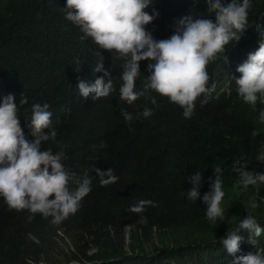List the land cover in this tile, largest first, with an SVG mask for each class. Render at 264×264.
Wrapping results in <instances>:
<instances>
[{
  "label": "trees",
  "instance_id": "1",
  "mask_svg": "<svg viewBox=\"0 0 264 264\" xmlns=\"http://www.w3.org/2000/svg\"><path fill=\"white\" fill-rule=\"evenodd\" d=\"M65 4L66 0H0V39L30 25L26 35L32 32L37 47L32 50L46 53L55 46V67L62 70L70 64L66 71L72 67L67 81L58 86V97L49 104L58 136L55 142H45L44 150L63 148L68 155L66 164L80 176L85 171L97 176L93 166L101 170L111 167L120 181L112 189L95 188L84 198L66 231L74 243V250L67 252H60L59 246L49 242L56 232L51 217L37 213L30 220L33 214L28 210L10 209L0 197V264H68L83 258H98L94 264H99L100 259L106 262L125 254L127 233L133 251L141 252L145 245L153 250L146 259L133 263L127 259L124 264H232L234 257L216 241L248 214L264 228V185L259 190L249 186L241 191L242 186H236L238 173L234 170V162L240 161L249 171L264 173V163L256 159L264 151V124L259 121V109L264 105L258 103L253 109L245 103L232 78L241 75L237 67L264 40L257 29L264 25V0H252L244 36L237 44L233 41L226 45L220 58L209 63L210 83H215L216 89L207 103L197 100L191 118H185L183 109L167 97L144 89L151 61L140 64L136 90L143 95L132 105L121 101V65L117 71L113 65L122 61L113 60L108 50H103L105 66L117 80L116 92L94 102L77 100L72 82L78 74H85L87 66L95 67L99 49L90 39H82L83 33L66 19ZM153 7L159 15L147 28L156 39L169 38L176 20L185 15L213 21L216 18L204 0H154ZM146 11L151 14L152 8ZM66 37L68 44L64 46ZM154 96L155 105L151 103ZM145 107L154 109L150 118L137 115ZM121 108L133 114L131 122L125 120ZM102 142L107 147H101ZM216 166L222 168L226 193L222 206L227 221L218 220L213 225L206 217L203 200L189 201L181 187L185 175L189 178L199 170L210 191L209 178L214 179ZM204 194L201 188V196ZM135 199L156 203L144 212L147 223H140L126 208ZM91 225L99 226L100 232L83 234ZM240 235L243 241L237 256L264 249V234L256 238V246L249 243L248 230H241ZM107 239L113 243H106ZM89 250L99 254L89 257Z\"/></svg>",
  "mask_w": 264,
  "mask_h": 264
},
{
  "label": "clouds",
  "instance_id": "2",
  "mask_svg": "<svg viewBox=\"0 0 264 264\" xmlns=\"http://www.w3.org/2000/svg\"><path fill=\"white\" fill-rule=\"evenodd\" d=\"M204 3L209 12L216 14L215 21L185 15L176 20L175 31L169 38L156 39L147 28L159 15L153 7L154 0H66L63 8L66 19L79 28L82 39H90L99 49L95 53L98 57L95 67L93 64L87 66L85 74H78L72 82L76 99L94 102L116 92L117 80L112 76V70L105 66L103 50H108L113 60L122 61L117 62L116 67L113 65L115 71L121 65V101L132 105L143 95L142 91L136 90L141 75L140 64L151 61L144 89L167 97L183 109L185 118H191L197 100L201 104L207 103L216 89V84L210 83L209 63L220 58L226 45L241 40L248 28L252 6V0H204ZM149 8H152L151 14L146 11ZM29 27L32 28L27 25L0 39V197L10 209L28 210L33 214L30 220L37 213L45 218L51 217L56 232L49 242L59 246L60 252L73 251V240L66 235L68 225L73 222L70 220L74 218L72 215L78 212L84 198L95 188H115L120 177L111 167L101 170L95 166L92 171L97 176H90L88 171L80 176L66 164L68 155L63 148L55 152L51 148L44 150L43 144L55 142L58 136L49 104L58 97V86L63 80L67 81L72 67L67 71L70 64L62 70L55 67V57L52 60L55 46L46 53L38 49L37 53L34 52L32 49L36 45L32 41V32L26 35ZM257 29L264 36V25H258ZM24 38L29 41L25 42ZM67 44L66 37L63 45ZM52 61L54 66L51 68ZM237 71L241 75L232 78L238 95L253 109H257L258 103L264 105V40L259 42L257 50L248 54ZM151 103H157L155 96ZM120 111L126 121L134 119L126 108ZM153 111L145 107L137 115L150 118ZM259 121L264 124V107L259 109ZM100 146L107 147V144L102 142ZM256 159L264 163V151ZM234 170L238 173L236 186H242L241 191H246L249 186L259 190L264 185V173L249 171L240 161L234 162ZM209 179L210 191L201 171L189 178L185 175L181 192L189 201L202 199L206 205V217L215 225L218 220L227 221L222 206L226 195L222 168L216 166L214 179ZM201 188L205 189L203 196ZM148 206H156V203L151 199H135L126 208L140 223H147L144 212ZM241 230L251 233L249 243L254 246L258 243L256 238L264 234L256 217L248 214L216 242L234 257L232 264H264V249L237 256L243 241ZM83 232L95 235L100 232V227L91 225ZM106 243L112 244L113 241L107 239ZM151 250L150 245H145L141 252L133 251L127 233L125 254L106 262L100 259L99 264H124L127 259L133 263L146 259ZM87 254L92 257L99 252L89 250ZM97 260L83 258L68 264H94Z\"/></svg>",
  "mask_w": 264,
  "mask_h": 264
},
{
  "label": "bare ground",
  "instance_id": "3",
  "mask_svg": "<svg viewBox=\"0 0 264 264\" xmlns=\"http://www.w3.org/2000/svg\"><path fill=\"white\" fill-rule=\"evenodd\" d=\"M230 114V113H229ZM232 116V115H231Z\"/></svg>",
  "mask_w": 264,
  "mask_h": 264
}]
</instances>
